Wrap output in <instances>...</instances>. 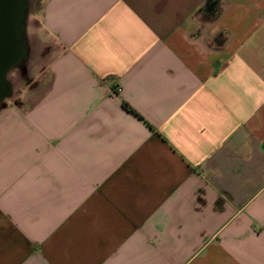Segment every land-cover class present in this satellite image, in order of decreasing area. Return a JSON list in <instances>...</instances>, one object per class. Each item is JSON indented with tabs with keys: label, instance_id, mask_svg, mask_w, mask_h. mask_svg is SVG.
<instances>
[{
	"label": "crops",
	"instance_id": "obj_1",
	"mask_svg": "<svg viewBox=\"0 0 264 264\" xmlns=\"http://www.w3.org/2000/svg\"><path fill=\"white\" fill-rule=\"evenodd\" d=\"M25 35L0 264H264V0H41Z\"/></svg>",
	"mask_w": 264,
	"mask_h": 264
},
{
	"label": "water",
	"instance_id": "obj_2",
	"mask_svg": "<svg viewBox=\"0 0 264 264\" xmlns=\"http://www.w3.org/2000/svg\"><path fill=\"white\" fill-rule=\"evenodd\" d=\"M28 12L29 0H0V107L11 94L8 74L24 70L28 55L25 35Z\"/></svg>",
	"mask_w": 264,
	"mask_h": 264
},
{
	"label": "rangeland",
	"instance_id": "obj_3",
	"mask_svg": "<svg viewBox=\"0 0 264 264\" xmlns=\"http://www.w3.org/2000/svg\"><path fill=\"white\" fill-rule=\"evenodd\" d=\"M32 1V5H31V10L29 11V13L31 14V13H33V14H37L38 12H39V10H40V6H41V0H31ZM30 17V16H29ZM31 22H33V20H31ZM30 22V23H31ZM28 24V23H27ZM14 71V70H13ZM13 71H11L9 74H8V76H7V80L8 81H10V80H14L15 81V79H14V74H12V72ZM16 87H18V83L16 82Z\"/></svg>",
	"mask_w": 264,
	"mask_h": 264
}]
</instances>
